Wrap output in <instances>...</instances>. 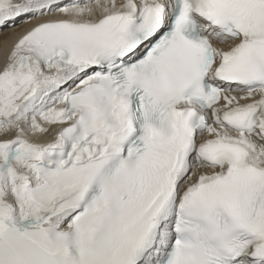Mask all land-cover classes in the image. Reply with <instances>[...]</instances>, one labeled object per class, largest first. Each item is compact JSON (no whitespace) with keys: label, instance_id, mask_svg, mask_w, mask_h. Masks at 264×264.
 Wrapping results in <instances>:
<instances>
[{"label":"snow or ice","instance_id":"snow-or-ice-1","mask_svg":"<svg viewBox=\"0 0 264 264\" xmlns=\"http://www.w3.org/2000/svg\"><path fill=\"white\" fill-rule=\"evenodd\" d=\"M0 264H264V0H0Z\"/></svg>","mask_w":264,"mask_h":264},{"label":"bare ground","instance_id":"bare-ground-1","mask_svg":"<svg viewBox=\"0 0 264 264\" xmlns=\"http://www.w3.org/2000/svg\"><path fill=\"white\" fill-rule=\"evenodd\" d=\"M27 26L28 25L23 20H18L16 22V26L15 27H12L13 29H6V30L2 31L0 33V37H3L5 35H9V34H17V33H19L20 31H22Z\"/></svg>","mask_w":264,"mask_h":264}]
</instances>
